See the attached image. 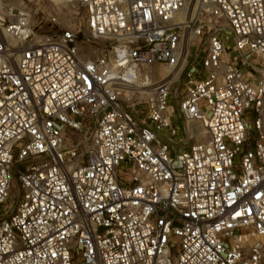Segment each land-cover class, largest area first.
Returning a JSON list of instances; mask_svg holds the SVG:
<instances>
[{
	"label": "built area",
	"instance_id": "built-area-1",
	"mask_svg": "<svg viewBox=\"0 0 264 264\" xmlns=\"http://www.w3.org/2000/svg\"><path fill=\"white\" fill-rule=\"evenodd\" d=\"M46 1L0 11V264H264V0Z\"/></svg>",
	"mask_w": 264,
	"mask_h": 264
},
{
	"label": "rangeland",
	"instance_id": "rangeland-1",
	"mask_svg": "<svg viewBox=\"0 0 264 264\" xmlns=\"http://www.w3.org/2000/svg\"><path fill=\"white\" fill-rule=\"evenodd\" d=\"M23 7L27 6L30 8L31 12L34 14V19H43L45 18L48 13L50 12H56L63 14V21H69L72 24H78L79 22H82L85 11L82 7L79 9L68 7V6H76L75 3H71L70 5H64V10L60 11V7L58 5H55L53 3L47 2L46 0H0V11L8 10L10 7ZM179 85H176V88H178ZM201 139H205L203 135H201ZM17 188L16 185L13 184L11 186V199L14 198L16 195ZM13 208V205H11ZM10 210V209H9ZM1 212V210H0ZM2 214V213H1Z\"/></svg>",
	"mask_w": 264,
	"mask_h": 264
}]
</instances>
